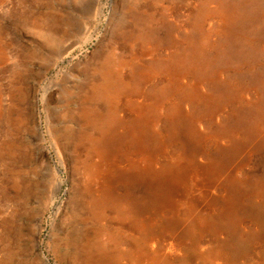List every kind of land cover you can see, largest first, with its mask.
I'll return each mask as SVG.
<instances>
[{
	"label": "rangeland",
	"instance_id": "obj_1",
	"mask_svg": "<svg viewBox=\"0 0 264 264\" xmlns=\"http://www.w3.org/2000/svg\"><path fill=\"white\" fill-rule=\"evenodd\" d=\"M4 260L264 264V0H0Z\"/></svg>",
	"mask_w": 264,
	"mask_h": 264
},
{
	"label": "bare ground",
	"instance_id": "obj_2",
	"mask_svg": "<svg viewBox=\"0 0 264 264\" xmlns=\"http://www.w3.org/2000/svg\"><path fill=\"white\" fill-rule=\"evenodd\" d=\"M45 20H46L45 27L32 29L36 35L35 40L37 41V45L39 47H42V48H49V50L52 52L51 54L54 56L50 59L51 61L49 63L44 64L42 71H45L50 67L56 66L57 63L59 61H61L74 47V45H72V44H68L69 46H67V45L63 46L62 45L63 42L65 41L66 36L69 34L68 33L69 30H67V27H68L67 23L68 22H65L62 18L60 19L57 15H55L51 12H45ZM85 29H86L85 32L81 35L82 38H85L88 35H90L89 27H86ZM29 55H31V54H29ZM7 158H8V156H7ZM21 189H22V194H25L26 193L25 188L21 187ZM32 219L35 220V223L33 224L34 228H32L31 230H32V232L37 233L38 226H39L38 225L39 218L34 217ZM72 251H74V249ZM66 254H68V253H66ZM67 257H69V256H67ZM5 261L6 260L3 261L4 264H8Z\"/></svg>",
	"mask_w": 264,
	"mask_h": 264
}]
</instances>
